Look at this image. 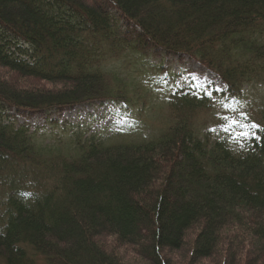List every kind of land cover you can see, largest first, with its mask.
<instances>
[{
	"label": "trees",
	"instance_id": "1",
	"mask_svg": "<svg viewBox=\"0 0 264 264\" xmlns=\"http://www.w3.org/2000/svg\"><path fill=\"white\" fill-rule=\"evenodd\" d=\"M127 54L192 60L236 98L264 86V0H0V264H264V97L233 141L185 91L147 141L11 121L142 99Z\"/></svg>",
	"mask_w": 264,
	"mask_h": 264
},
{
	"label": "rangeland",
	"instance_id": "2",
	"mask_svg": "<svg viewBox=\"0 0 264 264\" xmlns=\"http://www.w3.org/2000/svg\"><path fill=\"white\" fill-rule=\"evenodd\" d=\"M114 69L145 89L142 99H134L126 105L96 104L46 116L10 112L11 121L17 126L28 125L37 141L44 144L65 141L75 135L94 136L106 143L147 141L168 123V96L185 91L211 99V112L201 123L206 125L212 138L226 136L233 141L246 135L248 115L255 116L264 97L262 84L245 86L242 95L236 98L218 97L223 91L220 82L187 59L162 56L139 59L127 54L114 63ZM13 80L18 82L16 78Z\"/></svg>",
	"mask_w": 264,
	"mask_h": 264
},
{
	"label": "clouds",
	"instance_id": "3",
	"mask_svg": "<svg viewBox=\"0 0 264 264\" xmlns=\"http://www.w3.org/2000/svg\"><path fill=\"white\" fill-rule=\"evenodd\" d=\"M28 183L31 184L32 182L29 181ZM34 195H36V194H34L32 192H24V191L17 193L18 198L21 199V202L24 203L26 207L29 206L27 204V201L32 199L34 197Z\"/></svg>",
	"mask_w": 264,
	"mask_h": 264
},
{
	"label": "snow or ice",
	"instance_id": "4",
	"mask_svg": "<svg viewBox=\"0 0 264 264\" xmlns=\"http://www.w3.org/2000/svg\"><path fill=\"white\" fill-rule=\"evenodd\" d=\"M253 127H255V125H253Z\"/></svg>",
	"mask_w": 264,
	"mask_h": 264
}]
</instances>
